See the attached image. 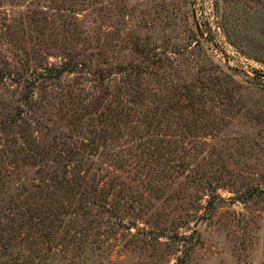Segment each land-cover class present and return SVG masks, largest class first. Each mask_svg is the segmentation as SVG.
I'll use <instances>...</instances> for the list:
<instances>
[{
    "label": "rangeland",
    "instance_id": "374dc122",
    "mask_svg": "<svg viewBox=\"0 0 264 264\" xmlns=\"http://www.w3.org/2000/svg\"><path fill=\"white\" fill-rule=\"evenodd\" d=\"M0 264H264V0H0Z\"/></svg>",
    "mask_w": 264,
    "mask_h": 264
},
{
    "label": "trees",
    "instance_id": "16d2710c",
    "mask_svg": "<svg viewBox=\"0 0 264 264\" xmlns=\"http://www.w3.org/2000/svg\"><path fill=\"white\" fill-rule=\"evenodd\" d=\"M64 71H65V70L61 69V70L57 71V73L60 74V73H62V72H64ZM211 203H212L211 201H208V202H207V205L210 206Z\"/></svg>",
    "mask_w": 264,
    "mask_h": 264
}]
</instances>
